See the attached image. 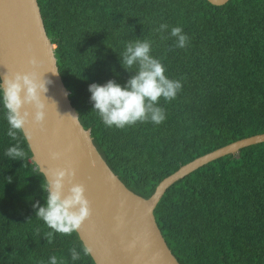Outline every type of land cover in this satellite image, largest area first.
<instances>
[{"label":"trees","instance_id":"trees-1","mask_svg":"<svg viewBox=\"0 0 264 264\" xmlns=\"http://www.w3.org/2000/svg\"><path fill=\"white\" fill-rule=\"evenodd\" d=\"M71 106L110 170L141 197L181 165L235 140L264 133V0H37ZM168 26L158 30L159 24ZM180 26L184 48L168 35ZM147 39L165 75L181 82L160 98L165 119L106 127L87 85L131 75L120 67L126 41ZM0 111V264H94L77 233H53L34 215L45 179L22 132L5 135ZM19 143L21 159L4 155ZM10 178V179H9ZM179 264H264V142L211 160L176 180L153 209ZM80 251L72 261L69 249Z\"/></svg>","mask_w":264,"mask_h":264},{"label":"water","instance_id":"water-1","mask_svg":"<svg viewBox=\"0 0 264 264\" xmlns=\"http://www.w3.org/2000/svg\"><path fill=\"white\" fill-rule=\"evenodd\" d=\"M207 1L218 6L228 0ZM29 57L38 64L30 65ZM33 69L51 82L46 85L47 98L41 97L44 115L39 123L31 119L33 108L25 106L29 118L24 128L30 135L22 134L32 162L41 173L67 163L74 169L73 182L83 185L90 214L75 232L94 264H179L155 222L153 209L157 202L176 180L211 160L264 142V133L235 140L192 159L163 178L144 198L130 191L110 170L78 117L73 122L68 116L78 114L64 95L68 90L58 73L54 45L46 35L37 0H0V76L5 71L10 74ZM52 151L60 154L57 159L50 158Z\"/></svg>","mask_w":264,"mask_h":264},{"label":"clouds","instance_id":"clouds-1","mask_svg":"<svg viewBox=\"0 0 264 264\" xmlns=\"http://www.w3.org/2000/svg\"><path fill=\"white\" fill-rule=\"evenodd\" d=\"M168 26L159 24L158 30L163 31ZM168 35L175 38V46L184 48L188 36L180 26H172ZM30 65L38 61L29 57ZM119 65L126 71H131L123 83L108 78L103 83L95 81L87 85L91 109L95 110L101 122L106 127L124 128L136 122L151 121L159 124L165 119L164 109L157 101L174 99L181 88V82L165 75L161 61L151 55V42L147 39L126 41L119 53ZM54 74L57 72L51 71ZM51 81L44 75L41 77L33 69L29 71H5L0 76V111L7 123L5 135L16 140L17 133L25 136L30 133L24 128L29 118L28 107L31 106V119L39 123L44 115V101L47 92L46 85ZM68 95L67 92L64 93ZM47 98V97H45ZM73 122L78 115L68 114ZM8 159L16 160L24 157V151L19 143L10 144L4 151ZM59 153L50 152L51 159H57ZM42 171V170H41ZM45 186L42 188L43 203L33 201L34 215L51 231L47 234L51 240L53 233L71 234L75 232L90 214L89 202L84 195L81 183L73 182L74 169L70 164L50 167L42 171ZM10 179V178H9ZM66 185V187H65ZM69 258L72 261L80 259V251L70 248ZM85 254L88 249L82 248ZM39 264H64L62 258L50 255L46 262Z\"/></svg>","mask_w":264,"mask_h":264}]
</instances>
